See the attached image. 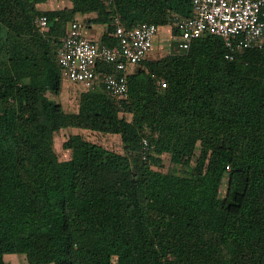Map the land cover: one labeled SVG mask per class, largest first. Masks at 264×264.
Wrapping results in <instances>:
<instances>
[{"label": "trees", "instance_id": "1", "mask_svg": "<svg viewBox=\"0 0 264 264\" xmlns=\"http://www.w3.org/2000/svg\"><path fill=\"white\" fill-rule=\"evenodd\" d=\"M48 1L0 0V264L12 254L30 264H264V49L229 61L222 38L206 33L138 68L127 99L95 87L68 113L46 93L61 90L57 50L71 22L96 13L113 46L116 15L127 28H162L191 17L192 0L37 8ZM42 15L45 31L35 23ZM66 128L118 135L123 152L74 135L61 161L54 138ZM198 148L191 174L152 168L169 154L190 169Z\"/></svg>", "mask_w": 264, "mask_h": 264}, {"label": "built area", "instance_id": "2", "mask_svg": "<svg viewBox=\"0 0 264 264\" xmlns=\"http://www.w3.org/2000/svg\"><path fill=\"white\" fill-rule=\"evenodd\" d=\"M192 9L191 17L172 16L170 20L171 28L178 30L174 39L179 52L189 50L193 41L206 33L222 38L229 61L239 52L264 49V0H192ZM35 23L45 31L48 17L42 15ZM113 24L116 44L108 46L87 38L79 20L71 22L61 39L57 60L69 82L90 90L100 82L109 95L122 101L129 96V76L149 58L161 28L149 22L127 28L120 15L114 17ZM142 149L144 155L152 149L147 138L142 140Z\"/></svg>", "mask_w": 264, "mask_h": 264}, {"label": "rangeland", "instance_id": "3", "mask_svg": "<svg viewBox=\"0 0 264 264\" xmlns=\"http://www.w3.org/2000/svg\"><path fill=\"white\" fill-rule=\"evenodd\" d=\"M65 1L68 2V0H65ZM49 2L53 3V0H49ZM64 5L65 4L62 3L61 6L63 7ZM158 36H159V39L155 43V47L153 51L149 55V58L138 69V71L145 70L146 72H148V69L146 66L148 62L165 59L168 56L179 53L178 47L175 44L174 36L172 34V28L170 25L163 26L160 29ZM52 52L54 53V50ZM40 66L37 67L35 73L31 74L34 80H37L39 84H40V80H39ZM106 67L107 65L104 68ZM23 82L29 83L31 82V80L30 78H26ZM96 88L102 89V84L98 82L96 85ZM87 90L88 89L85 86L75 85L69 82L63 76V83H62L60 92L55 93V92L47 91L46 94L50 99H53L56 102L60 103L66 112L77 113L79 110V106H80L81 94L83 92H86ZM115 101L120 102L117 99H115ZM3 109L4 107L0 103V112L3 111ZM121 116L126 117L129 120L132 118L130 114H127L125 112H121ZM74 135H80L86 140L98 143L99 145H102L116 152H120V153L123 152V144H122L120 136L118 135L104 134V133L94 132L91 130L81 129V128H66V129L60 130L59 132L55 133L54 149L58 155L59 160L64 161V160L70 159L72 152L71 150L64 149L63 144L71 136H74ZM199 150L200 148L197 149L196 157L194 158L190 169L184 168L180 165H174L173 162L171 161V155L169 154H166L164 156L162 167L153 165L152 168L160 170L165 173H172V174H179V175L180 174H191L193 171L195 162L197 160V157L199 155ZM228 181H229V175H226L225 179L223 180L222 188H221L222 198L226 196V193L228 190ZM4 259L9 264H30L27 260V257L22 254L5 255Z\"/></svg>", "mask_w": 264, "mask_h": 264}, {"label": "crops", "instance_id": "4", "mask_svg": "<svg viewBox=\"0 0 264 264\" xmlns=\"http://www.w3.org/2000/svg\"><path fill=\"white\" fill-rule=\"evenodd\" d=\"M62 3L65 5L62 7ZM72 3L70 0L65 1V0H53V3L51 2H46L42 4H38L37 8L40 11H51V10H58V9H63L65 7H71ZM97 17L96 13H91V14H86V15H80L78 16V19L82 23L83 26V33L84 35L92 40L100 41L103 43L102 39L105 36L107 32V26L104 24H97L94 23L92 20ZM4 33V30H3ZM162 37V36H161ZM159 36L157 37L156 42L158 41Z\"/></svg>", "mask_w": 264, "mask_h": 264}]
</instances>
